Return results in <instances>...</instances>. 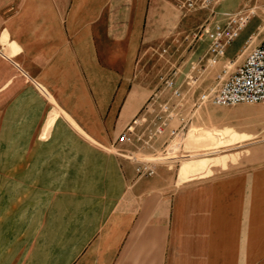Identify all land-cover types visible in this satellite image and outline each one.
<instances>
[{"label":"crops","instance_id":"obj_1","mask_svg":"<svg viewBox=\"0 0 264 264\" xmlns=\"http://www.w3.org/2000/svg\"><path fill=\"white\" fill-rule=\"evenodd\" d=\"M169 3L0 0V264H264V160L145 175L116 142L169 96L143 61Z\"/></svg>","mask_w":264,"mask_h":264},{"label":"rangeland","instance_id":"obj_2","mask_svg":"<svg viewBox=\"0 0 264 264\" xmlns=\"http://www.w3.org/2000/svg\"><path fill=\"white\" fill-rule=\"evenodd\" d=\"M167 1L169 6L157 7L154 15L153 50L144 57L147 67L144 72L159 90L165 77H174L182 84L186 92L183 115L185 119L189 118V129L176 137L159 136L153 141L154 149L141 151L136 156L144 159L158 157L154 163L188 178L206 174L204 171L210 165V169H214L240 159L263 161L264 103L205 104L198 108L195 117L190 115L196 108L193 103L198 94L214 85L219 76L227 77L246 53L264 39V0H217L207 8H184L180 7L179 0ZM226 14L245 15L247 22L239 36L227 46L225 54L211 63L207 55L209 42L200 33L204 25L222 22ZM249 37L252 41L246 43ZM16 51L17 47L11 46L5 56ZM189 80L193 83L188 84ZM226 130L246 137L216 148L204 140H214ZM212 149L215 151L210 152Z\"/></svg>","mask_w":264,"mask_h":264},{"label":"built area","instance_id":"obj_3","mask_svg":"<svg viewBox=\"0 0 264 264\" xmlns=\"http://www.w3.org/2000/svg\"><path fill=\"white\" fill-rule=\"evenodd\" d=\"M217 0H181L180 7L207 8ZM247 16L226 14L222 22L208 23L201 30V35L208 40V61L215 63L226 51L228 45L236 39L247 22ZM252 41L251 37L246 43ZM193 83L188 81L187 83ZM162 89L169 91V96L159 100L155 95L146 107L151 115L149 120L142 118L143 128L135 131L134 125L127 126L117 137V143L136 141L141 149L150 148L159 136L182 135L188 127V119L183 115L186 92L182 84L174 77L162 79ZM239 103H264V39L252 47L227 77L219 76L218 81L208 89L201 91L193 106L195 110L202 105L231 106ZM191 118V117H190ZM132 157L139 162V174L150 175L154 172L152 159Z\"/></svg>","mask_w":264,"mask_h":264}]
</instances>
